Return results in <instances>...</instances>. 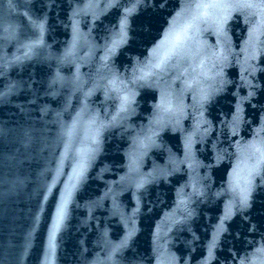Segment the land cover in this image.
<instances>
[{
	"label": "water",
	"instance_id": "1",
	"mask_svg": "<svg viewBox=\"0 0 264 264\" xmlns=\"http://www.w3.org/2000/svg\"><path fill=\"white\" fill-rule=\"evenodd\" d=\"M0 264H264V0H0Z\"/></svg>",
	"mask_w": 264,
	"mask_h": 264
}]
</instances>
